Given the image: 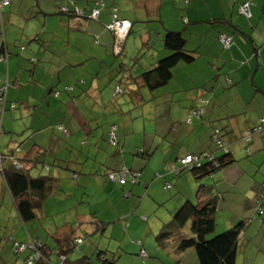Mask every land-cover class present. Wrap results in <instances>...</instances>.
Segmentation results:
<instances>
[{
    "label": "crops",
    "instance_id": "0c3cea01",
    "mask_svg": "<svg viewBox=\"0 0 264 264\" xmlns=\"http://www.w3.org/2000/svg\"><path fill=\"white\" fill-rule=\"evenodd\" d=\"M9 1L0 16V82L7 88L0 151L10 155L18 149L19 159L34 162L31 175L51 176L58 188L38 213L39 219H53L46 229L53 235L55 244H50L35 234L34 224L25 234L31 222L20 219L0 171V264H23L11 238L19 243L42 241L47 264H57L58 253L68 251L84 234L87 239L95 232L101 234L96 236L98 253L115 251L120 238L143 226L142 221L155 234L186 201L198 200L194 178L192 183L188 176L176 179L168 174L165 179L173 185L169 191L165 180L156 174L162 173L166 163L188 154L215 152L211 136L216 128L230 141L237 162L203 182L218 197L216 217L219 213L226 216L228 227L251 221L238 250L246 252L255 246L257 235L252 231L259 232L261 222L253 216L256 199L263 191L264 139L254 136L247 153L242 136L264 117V0ZM98 1L105 4L98 21L60 14L61 8H73V3L89 14ZM244 3L251 7L249 19L240 13ZM113 7L133 26L125 49L133 29L134 33L147 30L140 37L137 53L124 50L123 58L115 56L113 36L106 29ZM167 31L183 34L186 49L195 60L179 64L172 81L152 92L136 78L171 54L163 43ZM222 34L233 36L231 50L223 48ZM117 86L125 93L130 91L123 102L117 100L121 95L113 97ZM231 88L244 94L236 103L238 110L234 107L222 114L224 102L219 101ZM201 105L206 106L204 113L193 117V110ZM123 107L139 109V113L134 115ZM150 107H155L153 112ZM146 119L161 123V130L155 127L149 133L141 126ZM112 128L120 146L107 141ZM124 166L141 173L138 185L121 187L108 180L109 171ZM34 170L38 174L34 175ZM93 186H98V196L107 200V208L96 213L92 207L87 212L81 206L83 201L79 202L80 195L89 197ZM143 203L150 204V212L141 208ZM167 203L166 214L156 220L153 209ZM138 215H143V220ZM134 233L143 235L138 230ZM83 243L80 251L69 253L68 263L83 259L85 264H93L94 248ZM150 247L147 239L126 241V247H115L117 253L107 259L118 260L128 250L140 255Z\"/></svg>",
    "mask_w": 264,
    "mask_h": 264
},
{
    "label": "trees",
    "instance_id": "16d2710c",
    "mask_svg": "<svg viewBox=\"0 0 264 264\" xmlns=\"http://www.w3.org/2000/svg\"><path fill=\"white\" fill-rule=\"evenodd\" d=\"M10 4V3H9ZM8 4V5H9ZM6 7V6H5ZM0 9V16L3 14V10ZM105 8V4L103 1L96 2L95 6L89 14H87L84 10L79 9L74 6L71 7H63L60 10V14L74 17L79 19H84L87 21L93 20L98 21L101 16V11ZM63 9H66L64 11ZM94 10L99 11L98 19H93L91 14ZM251 10V7H250ZM252 14V13H251ZM114 21H127L121 19L118 14L117 8H112L111 12V22L106 26L107 31H109L114 40V48L118 46L116 37L114 32L110 31L108 27ZM131 25V29L129 34L132 31V23L129 22ZM127 35L126 39L124 40L123 44L120 45V51L116 52L114 55L116 57H121L124 54L126 40L129 36ZM227 35L228 34H222ZM221 35V36H222ZM221 42V40H220ZM164 46L171 52V54L156 64V66L151 69L143 72L136 81H140L147 87L150 91L154 92L157 90L162 89L166 85H168L173 79V70L179 64L182 63H192L195 60V57L191 55V53L186 49V40L181 32H171L167 31L163 37ZM233 43V42H232ZM222 44V43H221ZM233 45V44H232ZM232 45L230 48L225 50H231ZM114 51V49H113ZM3 58V57H2ZM229 80V84H232V80ZM122 89L121 94H115L116 88ZM74 88V87H73ZM113 92V97H117L125 93V90L122 86H117ZM68 91L72 88H66ZM197 110L200 109V106L196 108ZM218 129L219 137L224 142L225 147H221L220 145L214 143V131L211 136V143L215 147V152H202L199 154H188L183 158H178L173 162L166 163L163 166L162 173H157L156 178L164 179V186L166 190H171L173 185L170 181H167L165 177L168 174L174 175L176 179L185 177L186 174H191V176L200 184L196 190V197L198 198V203H194L193 201H186L175 213L172 220L163 226L162 230L159 233L158 239L161 244H164L165 241L167 242L169 239L179 238V251H186L188 249H194L200 264H237L238 258V249L240 245V240L242 238L243 232L249 226L250 222H238L235 226L231 227L230 230L227 232L213 237L212 239H207V237L215 232L216 229V213H217V205H218V197L213 194L212 188L207 187L204 184V180L208 177L214 175L215 173L233 165L237 162L235 156L231 151V143L228 139L225 138L224 132L222 129ZM261 129V130H260ZM67 130V129H66ZM264 131V117L260 118L258 122L252 128L246 130L243 133L242 139L246 145V152H250V145L252 143L254 136H260L264 139V136L260 134V131ZM68 131V130H67ZM116 129H110L109 133L107 134V141L112 146H120L119 140L117 138ZM112 134L114 135V142L111 140ZM248 134V135H247ZM249 137V140L247 139ZM227 148V149H225ZM18 149H16L10 155L0 154L6 159L4 163L0 164V171L3 174L5 182L7 184L8 190L14 200V205L16 210L19 214L20 219L24 223H29L35 220H38V213L43 210L45 202L54 194L57 186V181L52 178L51 176H33L31 175V165L34 164L32 160L29 159H19L18 156ZM122 151V149H121ZM141 155V154H140ZM188 156H192L198 158V162L192 163L190 165H184L181 163L182 160L186 159ZM7 162H9L10 166H7ZM17 162L18 167L15 165ZM49 170V167L46 168ZM124 170L129 171L130 176L128 181L123 185L120 184L118 181H114L110 178L111 175L118 176ZM138 173L139 177L137 181L134 183L133 181V174ZM140 176L141 173L138 171L130 170L126 166L122 167L119 170L109 171L107 173V178L110 182L117 184L121 187H125L126 185H138L140 183ZM77 177V176H74ZM57 187V188H56ZM262 192L258 196L255 202L254 208V216L253 220H257L261 222V227L264 229V182L262 183ZM205 198V199H204ZM202 200V201H200ZM187 224H190V230L192 236L189 238L182 237L181 230L185 228ZM100 230H103V226L99 227ZM13 242V248L15 251V243H19L14 241L12 238L10 239ZM84 238H78L72 242L71 247L66 252L58 253V263L57 264H85L87 262L78 261L76 263H68V255L69 253L73 252L77 247H79L83 242ZM31 241H36L41 245L39 248L40 258H35V264H47V254H46V246L45 244L38 240V239H30L26 243H19L23 245H29ZM81 241V243H78ZM141 245V241L138 242ZM16 253V251H15ZM18 254V253H16ZM33 253L31 251H25L19 255H26L24 258L23 264H27L29 256ZM146 256L142 258H148L147 253L145 252ZM98 260L100 264H116V259H107L105 253L98 254Z\"/></svg>",
    "mask_w": 264,
    "mask_h": 264
},
{
    "label": "rangeland",
    "instance_id": "374dc122",
    "mask_svg": "<svg viewBox=\"0 0 264 264\" xmlns=\"http://www.w3.org/2000/svg\"><path fill=\"white\" fill-rule=\"evenodd\" d=\"M17 6H19V5H17ZM134 32H135V29H133V33L131 34L130 39L127 41V45H126L125 50L131 51L132 53H134V52L137 53L138 49H140V37H141V35H144L145 33H147V30H141V32H139V33H134ZM136 43L138 44V46L136 45ZM143 52L144 51L140 52V55H141L140 57L144 56ZM123 56H122V58H123ZM131 66L132 65H130V64H126L127 68H131ZM116 68H119V66H117ZM123 73H127V71L126 70L122 71V77H123ZM124 87H126V86H124ZM232 89L233 88L225 91V93H228V95H226V98L225 97L222 98L221 99L222 101L221 100L219 101V103L224 102L223 106L220 108V113H222V114L230 113L229 109H234V107H236V103H239L241 96L244 94V91H242V90L237 89L234 92H232L231 91ZM126 95H130V91L127 90L125 95H121L119 98H117V100L121 99V102H123V98H125ZM233 98L235 99L236 102L233 100ZM112 100H113V98L111 97V101ZM254 104H255V101L253 102L252 105H254ZM252 105L250 106V108L253 107ZM202 107H203L202 110L199 111L201 115L204 113L206 106L202 105ZM123 108L127 109L126 112L132 111V113L134 115L139 113V109H135V108L133 109L132 107L131 108L123 107ZM148 108L149 107H147V109ZM150 108L153 112L155 107H150ZM236 109L238 110V107H236ZM196 111H198V110L197 109L193 110V112H192L193 117L196 116V115H194V112H196ZM196 114H199V113H196ZM112 117H113V115H112ZM196 117H198V116H196ZM143 125L146 126L149 133H152L155 127H156V129L161 130V123H157L155 120H152V123H150V120L146 119L141 124L142 127H143ZM203 130H204V128H201V132ZM216 131H218L217 128L215 129L214 132H216ZM249 147H251V145ZM244 150H246V149H244ZM33 174L34 175L38 174V172L34 170ZM186 176H188L191 179L192 183L195 182L193 177L191 176V174L188 173V174H186ZM195 184H198V187L200 186V184L198 182H196ZM98 188H99L98 186H93L88 192L89 197L84 198L85 195L79 196V202L83 201V204L81 206L84 207L87 210V212H89L90 207H92L94 209L93 213H96L97 209H99V208L102 210H105L107 208V206H106L107 200L106 201L103 200V198H102L103 195L98 196ZM64 190H65V188H64ZM83 198H84V200H82ZM91 202H92V204H91ZM196 203H198V200L196 201ZM103 204H105V205H103ZM168 204L169 203H167L165 206L162 205L160 207H156L157 209H153V211H152L153 217L156 218V220L159 216H164L166 214ZM101 205H103V206H101ZM171 205H173V202L172 203L170 202V206ZM141 208H143V210H145V211L150 212V204L148 205L147 203H143L141 205ZM138 217L143 220V215H141V216L138 215ZM263 219H264V217H263ZM216 220H217V224H216L215 232L207 237V239H209V240L212 239L213 237L221 235V234H223V233H225L231 229V227H228L229 224H228V219L226 216H223L222 214L219 213V215L216 217ZM52 221H53L52 218L38 219L36 221L31 222L29 225L30 226L29 230L24 229V232L26 235H28L27 234L28 231L29 232L32 231V230H30L31 226H32L31 224H34L35 234L36 233L40 234L42 236V239H43L42 241L47 240L48 243L55 244L52 241L53 235H49L48 231L46 230L48 225H50L52 223ZM142 222L145 225V222L144 221H142ZM126 223L127 222H125V226H126ZM151 223H152V225H156V222L152 221ZM17 224H19V223H17ZM43 225H45V227ZM144 225L143 226L138 225L139 227L134 226L135 227L134 231L138 230V232L143 233L142 236L135 234L134 231H132V230L130 231L131 233H129L128 235H125L124 234L125 231H124V227H123V235H125L126 237L120 238V241H121L120 245H117L113 242V244H115L114 245L115 251H113V250L112 251L117 253L118 249H116L115 247H118V246L126 247V241L129 243H132L138 239L139 240L141 239L142 241L144 239H147V242L151 246L147 251L148 258H141L139 256V251L133 252L131 250H128L126 252H123L124 254L122 253V256L120 258H118V260L116 261V264H200L194 249H190L191 250L190 252H189V249L186 251H179L178 250L177 245H179V241H180L179 238H175L172 240L169 239L167 242L165 241L164 244H161V242L158 239V236H159V233L162 230V228L161 229L159 228L160 230H157L158 232L155 231L156 233L154 234L152 230L147 229ZM157 227H158V223H157ZM155 229H156V227H155ZM258 230H259V232H256V230L252 231V233L254 235L255 234L257 235L255 238V243H256L255 246H250L246 252H244L242 250L238 251L237 264H264V229H262V227L260 225ZM84 233L85 232H83V234ZM84 235H82V238L85 239L83 244H85L86 246H90V247L94 248V253H93V256L91 257L93 264H100V261L98 260V254H99L98 252L99 251L97 250V246H96L97 240H99V237L96 238V236L101 237V234L99 232H97V233L95 232L89 237V239H87V237ZM180 235L182 237H185V238H189L192 236V233L190 230V224L188 225V227H185L184 229L181 230ZM104 242H108V241H104ZM240 245H241V243H240ZM81 246L77 247L75 252L80 251ZM136 247L138 248V246H136ZM113 252H109V253L105 252V253H106L107 257L108 256L111 257ZM16 256H18V255H16ZM20 257L25 258L26 255H20ZM109 260H111V259H109Z\"/></svg>",
    "mask_w": 264,
    "mask_h": 264
},
{
    "label": "built area",
    "instance_id": "2783aa9c",
    "mask_svg": "<svg viewBox=\"0 0 264 264\" xmlns=\"http://www.w3.org/2000/svg\"><path fill=\"white\" fill-rule=\"evenodd\" d=\"M10 3L9 0H4L2 2H0V9H3L5 6H8V4ZM64 11H66V9H63ZM240 13L245 16L246 18H251L252 14H251V10H250V4L249 3H244L241 8H240ZM91 17L93 19H98L99 17V11L98 10H94L91 14ZM108 29L112 32H114V35L116 37L117 40V44L118 46L115 48L116 52L120 51V45L123 44L124 40L126 39L127 35L130 32L131 29V25L129 22L127 21H114L111 23V25L108 27ZM220 40L221 43L223 44L224 48L228 49L230 48V46L232 45L233 42V38L229 37L227 35H222L220 36ZM23 49V48H22ZM3 61V58H0V62ZM122 93V89H120L119 87L116 88L115 90V94H121ZM202 104H205V102H203ZM7 105V88L1 86V82H0V131H1V126H2V120H3V115L5 112V108ZM12 108H15V106L12 105ZM202 105L200 106V109L196 112H194V115L196 116H201L200 114V110H202ZM199 113V114H196ZM63 133L65 135H68V131L61 127L60 128ZM261 130V129H260ZM263 136H264V131H260ZM248 135V134H247ZM250 136H247V139L249 140ZM114 135L112 134L111 136V140L112 142H114ZM214 143L220 145L221 147H225L224 146V142L222 141V139L219 137V132L216 131L214 133V139H213ZM227 149V148H225ZM5 158L0 154V164L5 162ZM198 158L192 157V156H188L186 159L182 160L181 163L184 165H190L192 163H196L198 162ZM15 165L18 167L17 162H15ZM130 176L129 171L124 170L122 173H120L118 176H114L111 175L110 178L114 181H118L120 184H125L128 181V178ZM139 177L138 173L133 174V181L134 183L137 181V178ZM78 243H81V241H78ZM15 251L18 254H21L25 251H31L33 254L31 256H29V259L27 261V264H35L36 260L35 258L38 257V259L40 258V254H39V248L41 247V245L39 244V242L37 243L36 241H31L29 245H23V244H19V243H15ZM143 257L146 256L145 252L141 253Z\"/></svg>",
    "mask_w": 264,
    "mask_h": 264
}]
</instances>
